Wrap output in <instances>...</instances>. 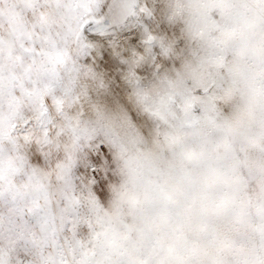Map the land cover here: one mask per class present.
Returning a JSON list of instances; mask_svg holds the SVG:
<instances>
[{
  "label": "snow or ice",
  "instance_id": "snow-or-ice-1",
  "mask_svg": "<svg viewBox=\"0 0 264 264\" xmlns=\"http://www.w3.org/2000/svg\"><path fill=\"white\" fill-rule=\"evenodd\" d=\"M0 264H264V0H0Z\"/></svg>",
  "mask_w": 264,
  "mask_h": 264
}]
</instances>
